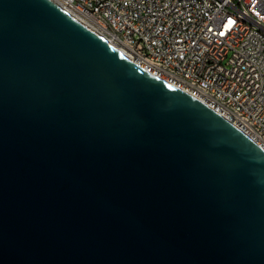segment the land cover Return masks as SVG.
I'll use <instances>...</instances> for the list:
<instances>
[{
  "label": "water",
  "instance_id": "water-1",
  "mask_svg": "<svg viewBox=\"0 0 264 264\" xmlns=\"http://www.w3.org/2000/svg\"><path fill=\"white\" fill-rule=\"evenodd\" d=\"M0 264H264V151L51 0H0Z\"/></svg>",
  "mask_w": 264,
  "mask_h": 264
},
{
  "label": "built area",
  "instance_id": "built-area-1",
  "mask_svg": "<svg viewBox=\"0 0 264 264\" xmlns=\"http://www.w3.org/2000/svg\"><path fill=\"white\" fill-rule=\"evenodd\" d=\"M52 1V0H51ZM66 2L79 12V19L100 31L115 48L121 49L145 72L199 100L264 151V0H86V5ZM103 16L104 29L89 20V13ZM106 24H115L134 42L124 50L110 38ZM121 52V51H120ZM140 53L177 70L178 76L195 79V86L181 87L168 72L148 69ZM196 86L218 90L230 101L220 109L196 93ZM230 109H242L259 127L263 141L244 131L230 116Z\"/></svg>",
  "mask_w": 264,
  "mask_h": 264
},
{
  "label": "bare ground",
  "instance_id": "bare-ground-1",
  "mask_svg": "<svg viewBox=\"0 0 264 264\" xmlns=\"http://www.w3.org/2000/svg\"><path fill=\"white\" fill-rule=\"evenodd\" d=\"M59 1V0H52ZM72 3L77 5H86V0H70ZM59 7L65 11L69 16L74 18L76 21L87 26L91 30L95 31L99 36L105 39L108 43V39L103 33L94 29L90 24L79 19V12L75 7H70L66 2H59ZM89 20H94L97 23V29H104L103 16L97 12L89 13ZM106 32L113 39L117 45L124 50H134V42L121 33L117 29L115 24H106ZM111 44V43H110ZM112 45V44H111ZM119 50V48H118ZM123 55L127 56L121 49L119 50ZM128 57V56H127ZM129 58V57H128ZM140 61L148 69L161 70V72H168L169 78H175V83L181 87H192L195 86V79L187 76H178L177 70H168V65H162L159 61L153 60L152 55L149 53H140ZM174 86L172 82H167ZM184 91V88H178ZM196 93L199 96H203L207 100L213 102L220 109H229L230 101L227 100L218 90L211 89L205 86H196ZM230 116L233 117L237 122L244 126V131L250 132L251 136H256V141H263V134H259V127L253 125V118L249 117L242 109H230Z\"/></svg>",
  "mask_w": 264,
  "mask_h": 264
}]
</instances>
